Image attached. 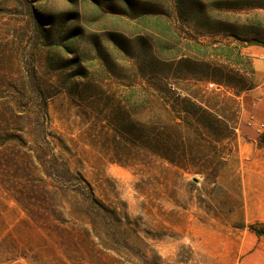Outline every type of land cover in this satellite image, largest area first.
Returning a JSON list of instances; mask_svg holds the SVG:
<instances>
[{
  "label": "rangeland",
  "instance_id": "1",
  "mask_svg": "<svg viewBox=\"0 0 264 264\" xmlns=\"http://www.w3.org/2000/svg\"><path fill=\"white\" fill-rule=\"evenodd\" d=\"M263 56L264 0H0V264L264 263ZM154 73L237 101L172 100L179 165L105 120Z\"/></svg>",
  "mask_w": 264,
  "mask_h": 264
},
{
  "label": "trees",
  "instance_id": "2",
  "mask_svg": "<svg viewBox=\"0 0 264 264\" xmlns=\"http://www.w3.org/2000/svg\"><path fill=\"white\" fill-rule=\"evenodd\" d=\"M154 23H159L155 20ZM148 78V79H146ZM154 87H157V92L145 89L138 94L136 92L125 91L124 97L117 99V93L114 92L108 99L112 113L106 115L105 120L116 135L120 134L126 141H135V146L145 152L158 157L160 160L172 165H179L178 157L174 154L173 138L177 135L178 139L183 144L185 150L186 143L189 138V133L194 124L200 126L201 121H194L195 115L190 111L182 108V113L177 116L172 115V100L178 105L196 106L195 103H200L203 108L199 107L204 117H214L208 110H215L219 103L236 105L237 101L231 97L221 93L206 98V95L199 96L200 92L188 93V96L180 98L172 97V90L169 86L172 84L170 78L152 74L151 76L142 77ZM206 81L212 80L206 77ZM200 82V79H196ZM160 84L164 88H160ZM174 94V93H173ZM137 98V99H136ZM136 104H139L136 111ZM136 117V120L133 119ZM195 122V123H193ZM221 123L226 129L230 128V120L222 116ZM202 136V134H201ZM183 157V155H181ZM259 236H264V231L259 233Z\"/></svg>",
  "mask_w": 264,
  "mask_h": 264
},
{
  "label": "crops",
  "instance_id": "3",
  "mask_svg": "<svg viewBox=\"0 0 264 264\" xmlns=\"http://www.w3.org/2000/svg\"><path fill=\"white\" fill-rule=\"evenodd\" d=\"M262 52H263V48H260L259 50L256 51V53L258 55H261ZM262 59H263V57H262ZM254 68L256 71V75H258L260 78L264 79V62L259 61L258 63H255ZM262 93L264 94V88L257 87L256 89H254V93H251L250 96L254 97L257 94H262ZM256 107H258L260 115L262 116L261 121L264 123V99L259 103V105H256ZM259 248H260L261 252L258 255H260V256L264 255V245L260 246ZM239 264H259V263H252L251 260L243 259ZM261 264H264V263H261Z\"/></svg>",
  "mask_w": 264,
  "mask_h": 264
},
{
  "label": "built area",
  "instance_id": "4",
  "mask_svg": "<svg viewBox=\"0 0 264 264\" xmlns=\"http://www.w3.org/2000/svg\"><path fill=\"white\" fill-rule=\"evenodd\" d=\"M263 59H264V56H263ZM208 87H209V88H215V89H217V88H216V85L213 84V83H208Z\"/></svg>",
  "mask_w": 264,
  "mask_h": 264
}]
</instances>
